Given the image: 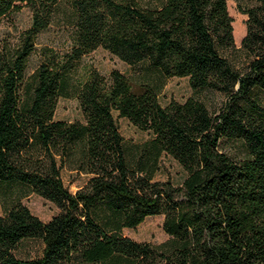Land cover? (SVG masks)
<instances>
[{"label": "trees", "instance_id": "16d2710c", "mask_svg": "<svg viewBox=\"0 0 264 264\" xmlns=\"http://www.w3.org/2000/svg\"><path fill=\"white\" fill-rule=\"evenodd\" d=\"M58 1L0 0V19L28 13L14 41L0 43V264H264V105L255 93L264 95V0H235L246 14L238 61L227 54L237 35L226 0H68L67 42L41 46L26 81V59ZM95 48L222 102L213 112L191 97L160 105L151 85L115 69L73 80ZM67 96L79 121L52 117ZM112 113L148 137L125 144ZM227 139L241 155L219 149ZM160 156L180 168L179 183L152 180ZM62 169L83 177L72 192ZM11 186L56 213L39 220L8 198ZM150 215L161 216L164 241L120 233ZM28 240L39 245L33 256Z\"/></svg>", "mask_w": 264, "mask_h": 264}, {"label": "rangeland", "instance_id": "374dc122", "mask_svg": "<svg viewBox=\"0 0 264 264\" xmlns=\"http://www.w3.org/2000/svg\"><path fill=\"white\" fill-rule=\"evenodd\" d=\"M67 1H58L57 14H55L53 21L46 30L40 32L35 37L33 51L28 55L25 62L24 78L26 81L28 80V75L38 62V49L41 46L50 47L52 50L58 51L67 42V31L63 26V20L60 18L61 15L67 12ZM226 7L232 17L233 31L235 30V34L237 35L235 41L233 39L235 49L227 52V54L228 57L238 61L242 56L241 49L239 48V40L245 30L244 18L246 14L236 9L235 0H226ZM27 22L28 13L23 8L14 12L9 18L0 19V43L3 41L12 43L17 32L26 27ZM88 69H92L102 75H105L110 69H115L124 75L132 84L147 83L153 87L155 99L160 105L165 104L169 100L180 102L187 97H191L200 101L205 108L213 112L217 110L222 102V96L218 93L209 91L192 92L188 88L184 78H156L153 73L146 72L141 64L128 66L100 48H95L80 57L76 72L73 75V80L82 79ZM255 93L257 94L256 99L264 105V95L257 90ZM111 116L117 132L125 144H138L148 137L145 132L137 130L124 118L116 117L114 113ZM52 117L55 120L79 121L80 115L76 107L75 99L72 96L57 98ZM219 149L232 155H241L243 151L239 142L231 139L222 141ZM157 166V170L152 175V180H167L172 184L179 183L183 173L174 161L167 156H160ZM59 176L62 185L69 192H72L79 186L83 179L81 175H76L64 169L60 170ZM8 190V192L6 191L8 198L18 196L17 200L19 203L24 205L32 215L41 221L47 220L57 211L50 202L33 193L15 192L12 186ZM4 205L5 201L1 204L0 200V213L3 207H5ZM160 219V215L146 216L132 228H121L120 233L134 241L147 242L151 245L158 244L166 239V235L160 229ZM38 249L39 245L36 241L28 240L23 243V250L29 256L37 254Z\"/></svg>", "mask_w": 264, "mask_h": 264}]
</instances>
